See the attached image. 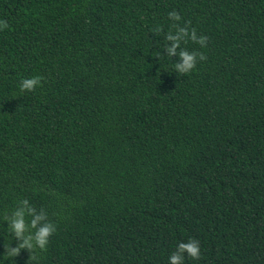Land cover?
Here are the masks:
<instances>
[{"label": "trees", "instance_id": "16d2710c", "mask_svg": "<svg viewBox=\"0 0 264 264\" xmlns=\"http://www.w3.org/2000/svg\"><path fill=\"white\" fill-rule=\"evenodd\" d=\"M173 9L206 38L182 41L205 57L185 74ZM0 19V264H168L189 238L184 264H264V0H0ZM22 199L56 230L5 257Z\"/></svg>", "mask_w": 264, "mask_h": 264}, {"label": "clouds", "instance_id": "9594fccd", "mask_svg": "<svg viewBox=\"0 0 264 264\" xmlns=\"http://www.w3.org/2000/svg\"><path fill=\"white\" fill-rule=\"evenodd\" d=\"M169 19L173 22L172 27L175 32L165 34V39L171 41L167 45L169 56L175 54L178 56V61L174 63V71L179 73H188L196 64L197 56L199 59H205L202 53L198 54L195 50L189 51L181 47L182 41H194L201 46L205 44V36L198 35L195 29H189L186 26L175 23L181 20L180 14L176 10H171L167 13ZM8 27L7 21L0 19V29ZM40 83V77L37 75L22 77L18 82L20 90H33ZM19 207L13 211L10 217H5L14 235L19 238L15 246H10L9 242L5 245L4 256H15L21 248L30 249L33 244L40 248H44L48 242L49 236L56 230L55 224L45 219V212L42 209L36 212L28 199L19 201ZM26 214L30 217L28 223H25ZM31 228L33 231L25 235L26 229ZM185 255L193 260L199 259L201 255L200 244L197 240L189 238L187 240L177 241L175 249L168 255V264H184Z\"/></svg>", "mask_w": 264, "mask_h": 264}]
</instances>
